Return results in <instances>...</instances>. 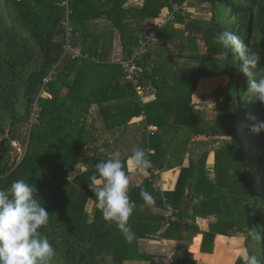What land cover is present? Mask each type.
I'll return each mask as SVG.
<instances>
[{"label": "trees", "instance_id": "trees-1", "mask_svg": "<svg viewBox=\"0 0 264 264\" xmlns=\"http://www.w3.org/2000/svg\"><path fill=\"white\" fill-rule=\"evenodd\" d=\"M129 1L0 0V190L17 179L36 187L37 199L49 213L41 232L55 250L51 264H154L152 256L139 253L138 241L155 236L161 228L165 200L180 214L163 238L185 242L175 249L173 264H195L187 247L199 233L204 236L203 253L213 252L218 235H240L246 251L264 264V131H250L264 121V104L249 92L250 78L240 71L239 58L224 56L215 42L222 31L239 34L250 58L261 57L259 66L251 69L252 78L258 77L264 68V0H192L190 8L210 5L211 19L186 23L187 14L177 15L135 61L142 70L141 86L150 85L155 93V100L144 105L136 101L133 83L128 82L127 89L118 85L124 69L108 59L115 34L121 35L129 59L147 33V23L154 25L173 4L187 0H143L140 7L128 6ZM127 16L133 17V24L125 21ZM100 21L106 22V29L94 27ZM66 24L71 45L81 50L77 59L65 54ZM176 25L196 29L206 51H201L198 35H186ZM78 36H83L81 42ZM157 43L174 52L154 51ZM187 60L195 65H182ZM221 76L228 77V84L215 91L217 98H225L218 104L221 121L216 122L214 136L221 146L216 149L200 139L207 134L193 98L202 79ZM115 94L121 100L126 94L131 98L100 107L102 101H114ZM35 105L38 121L22 143L24 156L17 160L12 155V144L19 141L16 129L31 124ZM95 105L102 113L104 132L120 131L111 142L131 150L143 148L161 172L181 170L172 192L160 191L148 177L129 191L135 204L129 219L135 234L131 242L103 220L89 187L96 165L111 154L103 153L102 147L112 148L109 140L97 146L98 130L88 122ZM142 114L145 121L131 123ZM151 126L157 129L150 131ZM130 135L133 142L128 145ZM212 152L214 162L209 164ZM129 155L131 151L122 148V160ZM166 177L175 178L171 173ZM141 188L155 197L154 205H144ZM90 203L93 213L88 211ZM209 217L215 222L201 232L197 219ZM200 241L196 238L190 251L203 262ZM227 254L226 240L220 238L211 260L222 261ZM235 264H241L240 257Z\"/></svg>", "mask_w": 264, "mask_h": 264}, {"label": "clouds", "instance_id": "clouds-1", "mask_svg": "<svg viewBox=\"0 0 264 264\" xmlns=\"http://www.w3.org/2000/svg\"><path fill=\"white\" fill-rule=\"evenodd\" d=\"M215 42L241 61L240 71L249 77V92L264 104V68L252 78L251 69L257 68L261 57L250 58L245 40L233 31H222ZM250 131L259 134L264 131V121L252 125ZM152 167L146 151L134 147L131 155L122 160L116 151L96 165V174L90 178L89 187L95 194L97 207L105 222L113 224L131 242L135 234L129 226L135 204L129 197L130 179L128 170L146 173ZM145 206L155 204V197L140 189ZM49 213L37 199L36 187L23 179L11 182L6 190H0V264H51L55 250L41 229L47 225ZM241 264H259L256 255L246 250L241 253Z\"/></svg>", "mask_w": 264, "mask_h": 264}, {"label": "rangeland", "instance_id": "rangeland-1", "mask_svg": "<svg viewBox=\"0 0 264 264\" xmlns=\"http://www.w3.org/2000/svg\"><path fill=\"white\" fill-rule=\"evenodd\" d=\"M66 2H67V0H66ZM141 2H143V0H131L130 1V5H133V6H136V7H140L141 6V4H140ZM196 3H198V2H196ZM186 14L188 15V17L186 18V21H185L186 23L190 22L191 20H195V19H198V20H210L211 16H212L210 5H208V4H203V5H200V6L198 5V7L192 8L191 13L190 12H186ZM125 21L127 23H130V24L134 23L133 17H131V16H127L125 18ZM95 24H96V25H94L95 28L106 29V27H105L107 25L106 22H101L100 21V22H97ZM152 24L147 23V26L145 27V32L148 31L151 26H153ZM174 27H175V29H177L179 31H182V32L185 31L186 35H189V34L198 35L199 34V32L196 29L192 30V29H190V27H187L186 25H182V26L179 25V26H174ZM119 37H121V35L119 34V32H116L115 37H114L113 47L110 50V52L108 53V59H109L110 63L119 64L120 65L121 62L124 59L123 60L121 59L122 56H123V51H122L123 47H122L121 40H120V43H119ZM198 37L201 40V41H199L200 49H201L202 52H205L206 48H205L204 43L202 42L203 41L202 40L203 36L202 35H198ZM77 39H78L79 42H81L82 39H83V36H78ZM153 50L154 51H165L166 50L168 52H174V50L172 48H170V47L163 48L158 43H157V45H155ZM183 64H188V65L191 64L190 66H194L195 62L187 60V62L182 63V65ZM121 78H122V76H121ZM121 78H119V80H118V85L121 86V87H124V89H127L128 88L127 87L128 86L127 85L128 81L125 79V77H124V79L123 78L121 79ZM227 84H228V77L227 76L209 77V78L202 79L200 84H199L198 90L195 93L194 98H193V104L196 106V108L201 113V116H202L203 121H204L205 132L207 134L206 136L201 137L200 139L203 140V141L205 140V142H207V143H211V145H213L212 148L214 147L216 149L217 148L219 149L220 146H221V143L219 141L220 138L214 136L215 135L214 131L216 130V122L218 121V119L221 121L220 116H219L220 112H219L218 104L220 102H223L225 100V98L224 97L223 98L222 97L221 98H217L216 95H215V91L218 88L226 87ZM126 96L127 97H125V95L123 96L124 101H129V99L131 97L128 96V94H126ZM45 97H47V96L45 95ZM142 97H143V100H141L138 96H136V101H139L143 105L147 104V103H150V102L155 100V93H154V90L152 89V87L150 85L144 87V91H142ZM145 119H146L145 114H142L140 117L133 118L132 121H134V123H138V122H141V121H145ZM101 125L102 124H98V127L101 128ZM31 128H32L31 124H28V125L19 126V128L16 129L18 131L19 141H17V142L12 144V147L14 148V151L12 152V155L14 157H16L17 160H20L25 154V148L22 145V143H26V141L28 140ZM102 128H103V125H102ZM150 128H151L150 130L153 131L154 127L151 126ZM131 133H136V132L132 131ZM99 138L101 139V143L97 144V146L98 145L102 146L103 143H106V141L108 142V140L110 141L112 139V138H109V135H107V137L105 135L102 136V137L99 136ZM132 142H133V137H132V135H130L129 139H128V145L131 144ZM122 148L124 149L125 152H130L131 151V149H129V148L127 149L126 146H122L120 144L119 145L118 144L112 145V148L110 147L109 149H105V148L102 147V150H103V153L109 152V151H110L109 153H113L115 151H120L121 152ZM198 155L199 154H196L195 157H197ZM209 162L210 163L214 162V152H212L210 154ZM83 170H84V168H83ZM88 211L90 213H93L94 205L92 203L89 204ZM236 237H240V239H239L240 242L238 240H234L236 242V244L234 245V248L235 249L242 248V246H244L241 243V240H242L243 236L239 235V236H236ZM155 240H158V239H155ZM193 243H194V241L192 240L191 245H189L187 247L188 253H189V250L191 249V247L193 246ZM168 252H171V250H169ZM237 252H240V251H237ZM190 253H192V252H190ZM171 254H172V257H173L174 256V252L172 251ZM233 256H234V254L232 252H229V254H227V258H229V260ZM165 257H163V259L165 258L166 264H170V261L168 260L167 255H165ZM225 258L226 257H224L223 259H225ZM160 259H162V258H160ZM223 259H222V261H224ZM163 264H165V263L163 262Z\"/></svg>", "mask_w": 264, "mask_h": 264}, {"label": "crops", "instance_id": "crops-1", "mask_svg": "<svg viewBox=\"0 0 264 264\" xmlns=\"http://www.w3.org/2000/svg\"><path fill=\"white\" fill-rule=\"evenodd\" d=\"M130 1L127 4L128 6L130 5ZM140 4L142 6V2ZM191 11H192V8H190L189 12L191 13ZM185 14L186 13H182V15H185ZM176 26H179V25H176ZM180 26H182V25H180ZM119 43H120V37H119ZM121 59L122 60L125 59L124 53H123V56ZM47 97H50V96L47 95ZM119 97H120L119 94H115L112 98V99H115L114 101H112V100L109 101L111 98L106 102L102 101L100 104L101 105L100 107L103 106L104 109H107V107L111 104H114V103H121L122 104L123 103L122 101H124V100L123 99L121 100V98H119ZM104 112H107V111H104ZM101 116H102V113L100 112L99 106L95 105L91 110V115H90L88 122H92L95 124L96 129L98 130L100 137H102L104 135L107 137V135H109V138H116L119 134L118 132H120V131L118 130V131L111 132V133L104 132V126L102 128V125L104 123H103V118ZM131 123H134V121H132ZM98 124H102L101 128L98 127ZM113 142H111V144L115 145V142L114 143ZM121 151H122V149H121ZM209 164H213V163L209 162ZM188 165H189V160L187 159L185 162V166L187 167ZM180 172H181V170L179 168L175 169V170L168 171V172H161V175L159 177H157V179L153 178L155 180L154 187L158 188L162 192L174 191L176 189L177 182L179 180ZM168 173H171L173 177L175 176V178H167L166 175H168ZM129 179H130V187H129V191H130L133 187H139L140 185H142L144 183V181L147 180V176L145 175V173H139L135 169H130L129 170ZM162 214L164 215V208L162 210ZM214 221H215L214 217H209L207 219L198 218L196 221V224H197V226L201 232H206L209 230V225ZM191 222H192L191 220H185L184 221V223H186V224H189ZM155 236H151V237L149 236L146 239H140L138 241L139 253H143L144 255L152 256L154 258V261H153L154 264H163V262L166 264L165 255H167V253H171L172 251L175 252V249L179 248L182 243H185V242H182L179 240H167L165 238L155 240V239H157ZM198 237L201 238L200 248H199V258H201L203 260V262H200L197 259L198 256H196L194 253H190L191 251L189 250V253L191 254V259H193L195 264H235L237 262L238 258L241 256V253L244 250H246V248L244 246H242V248H238V249L234 248V245L236 244V242L234 240L239 241L240 237H230L229 238L227 236L218 235L214 241L213 252L212 253H203L202 252V245H203L204 236H203V234H200V233L197 234L193 238L194 243H195L196 238H198ZM220 238H224L226 240V250L228 252H232L234 254V256L231 257L230 260H229V258H225V259H223L224 261H222V262L221 261L215 262V261H212L211 259L216 256V253H217V250L219 247ZM194 243H193V245H194ZM241 243H242V245H244V238H242ZM169 250H171V252H168ZM237 251H240V252H237ZM163 257H165V258L163 259ZM160 258H162V259H160ZM149 263L151 264V261H149ZM149 263L147 261V262H127L126 264H149Z\"/></svg>", "mask_w": 264, "mask_h": 264}, {"label": "built area", "instance_id": "built-area-1", "mask_svg": "<svg viewBox=\"0 0 264 264\" xmlns=\"http://www.w3.org/2000/svg\"><path fill=\"white\" fill-rule=\"evenodd\" d=\"M190 2L188 0L183 4H173L171 9L168 11H164L157 23L149 28L147 33L145 34L144 38L141 39L139 45L134 48L133 53L129 59H124L121 62V65L124 69L125 79L128 82H131L135 85L138 97L143 100L142 91H144L143 87L140 84V77L139 74L141 73V69L135 63V61L139 58H142L145 52L151 47V44L156 40V36L158 32L168 23H173L176 20V16L182 13H186L190 11ZM68 37L66 40L65 46V54L71 56L72 59H77L81 56V50L79 48H75L70 43V28L68 24H66ZM39 117V108L37 105L34 106V112L31 117V126L36 124ZM157 128L154 127L153 131ZM151 131V130H150ZM145 175L150 179L153 180L154 177L160 176L161 171L157 170L153 165L150 169V172H146ZM180 214V210L175 208L171 204L167 203L165 200V207H164V221L162 222L161 228L158 230L156 234V238L162 239L163 235L172 227L173 223L177 221V216ZM168 260L170 264H173V257L171 253H167Z\"/></svg>", "mask_w": 264, "mask_h": 264}]
</instances>
